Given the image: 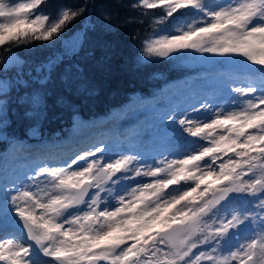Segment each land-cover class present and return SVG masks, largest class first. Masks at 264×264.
Returning a JSON list of instances; mask_svg holds the SVG:
<instances>
[{"label":"snow or ice","instance_id":"6c2138e0","mask_svg":"<svg viewBox=\"0 0 264 264\" xmlns=\"http://www.w3.org/2000/svg\"><path fill=\"white\" fill-rule=\"evenodd\" d=\"M48 3L0 0V135L14 92L25 116L47 114L51 61L27 68L14 49L58 39L89 10L84 0L42 11ZM131 8L144 19L124 23L150 29L133 37L142 59L222 58L229 96L166 114L192 138L172 154L179 158L148 164L122 151L113 159L99 141L66 159L41 156L23 178L0 172V229L20 233L0 232V264H264V0H135ZM101 17L109 30L119 23Z\"/></svg>","mask_w":264,"mask_h":264},{"label":"rangeland","instance_id":"374dc122","mask_svg":"<svg viewBox=\"0 0 264 264\" xmlns=\"http://www.w3.org/2000/svg\"><path fill=\"white\" fill-rule=\"evenodd\" d=\"M101 20L103 19L101 18ZM99 25L103 26L101 28L103 31L108 28L104 21ZM90 46L91 43L87 48ZM79 47L82 48L81 45ZM14 51L22 59L25 58L26 53L31 55L27 49H21L19 53L17 48ZM3 55L4 52L0 53V56ZM221 59L208 53L200 54L189 51L181 54L177 61L178 64L190 68L192 75L168 82L169 95H165L164 102L156 104L154 101L145 103L139 99L129 100L119 107L112 108L105 117L91 116L85 118L83 124L76 129L75 134L64 139L42 140L38 134V129L43 116H37L34 119L25 116L26 106L16 103L17 93L14 92L8 113L9 118L12 116L11 121L14 123L8 121V126L21 123V120L17 119L22 115L25 117V122L22 121V125L23 128L26 126V130L24 129L25 133L22 137L7 135L6 133V139L3 141L5 143L4 151L1 153L0 172L6 173L10 179L15 176L23 178L41 156L53 157L50 153L64 146V152L55 158L66 159L69 154H78L79 150H87L90 145L99 141L110 146L113 159L116 158V154L122 151L139 153L148 164H152L154 160H159L161 155L179 158L172 154L181 150V146L185 143L184 138H192L186 137L188 134L183 133L178 124L167 122L165 116L173 109L180 112L187 109L189 105L198 106V103L205 99L214 104L224 103V98L230 94L229 90L224 87L225 70L231 66L221 63ZM57 63V67L56 64L51 67L49 79L42 92L44 94L48 92L46 95V98H50L48 102H54L59 107L69 109L68 112L71 114H75L76 106H72L70 101L73 100V96H88L89 90L83 76L75 67L63 64L59 58ZM209 69H214L213 72L215 73L207 72ZM51 103L48 105L50 106ZM13 104L19 105L20 113L18 115H16L17 106H13ZM105 119L112 121L106 124L107 120L105 122ZM46 135L50 136L49 133ZM46 149L53 151L44 153L43 151ZM143 179L147 181L149 178ZM4 231L15 232L11 224L7 229H0V232Z\"/></svg>","mask_w":264,"mask_h":264},{"label":"trees","instance_id":"16d2710c","mask_svg":"<svg viewBox=\"0 0 264 264\" xmlns=\"http://www.w3.org/2000/svg\"><path fill=\"white\" fill-rule=\"evenodd\" d=\"M134 2L135 0H89V10L71 22L58 39L52 42H34V46L17 48L18 53L21 49L31 52L32 58L29 53L23 58L27 61V68L50 60L51 71L52 66H58V58L63 64L75 67L83 76L89 90L88 96H73L70 101L72 106H76L75 114L54 102H48L50 98H46L47 114L43 116L38 129V134L43 140L73 136L85 118L105 116L112 108L119 107L129 100L146 98V102H164L163 99L169 95L168 82L192 74L190 68L178 64L180 55L173 54L162 59L141 58L142 45L139 38L150 29L147 23H124L129 17L135 20L144 19L139 14L141 9L131 8ZM83 3L84 0H49L47 5L42 6V11L54 13L60 5L76 8ZM103 11L113 15V23L119 22L115 28H107L106 31L101 29L103 26L99 24L103 21ZM150 11L153 16L162 14L160 9ZM134 36L139 38L133 39ZM90 43L91 46L87 48ZM3 52V48H0V53ZM210 71L215 73L214 69L207 72ZM47 94L48 92L45 93ZM67 97L69 99V96ZM16 111L18 115L19 105ZM11 118L12 116L8 120L9 123H14ZM17 120H21V123L7 126L5 134L21 137L24 135L26 126L23 128L22 121L25 122V117L21 115ZM47 133L52 137L46 135ZM3 149L4 142L0 143V165Z\"/></svg>","mask_w":264,"mask_h":264},{"label":"water","instance_id":"95a60500","mask_svg":"<svg viewBox=\"0 0 264 264\" xmlns=\"http://www.w3.org/2000/svg\"><path fill=\"white\" fill-rule=\"evenodd\" d=\"M4 138H5V135H4V134H3V135H0V141L4 140ZM13 227L18 231V229L16 228L15 225H13ZM18 232H19V231H18Z\"/></svg>","mask_w":264,"mask_h":264}]
</instances>
